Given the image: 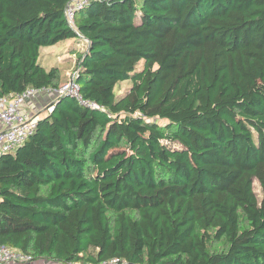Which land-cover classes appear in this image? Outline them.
<instances>
[{
  "label": "trees",
  "instance_id": "1",
  "mask_svg": "<svg viewBox=\"0 0 264 264\" xmlns=\"http://www.w3.org/2000/svg\"><path fill=\"white\" fill-rule=\"evenodd\" d=\"M71 1L0 0V97L66 84L41 48L87 42L78 94L55 95L0 155V245L52 262L264 264V0H87L74 26Z\"/></svg>",
  "mask_w": 264,
  "mask_h": 264
},
{
  "label": "built area",
  "instance_id": "2",
  "mask_svg": "<svg viewBox=\"0 0 264 264\" xmlns=\"http://www.w3.org/2000/svg\"><path fill=\"white\" fill-rule=\"evenodd\" d=\"M87 0H72L66 7L69 23L74 26L75 11ZM79 87L75 82H69L57 89V95L64 93L78 94ZM45 89L28 88L13 96L0 97V155L5 152L14 151L19 147L36 129L39 113L31 112L26 107L29 97L32 99L40 95ZM52 103V102H51ZM50 103L48 111L53 109ZM96 106V104H94ZM120 259L115 258L104 264H117ZM0 264H39V260L18 249L6 245H0ZM48 264H93L81 262H51Z\"/></svg>",
  "mask_w": 264,
  "mask_h": 264
},
{
  "label": "rangeland",
  "instance_id": "3",
  "mask_svg": "<svg viewBox=\"0 0 264 264\" xmlns=\"http://www.w3.org/2000/svg\"><path fill=\"white\" fill-rule=\"evenodd\" d=\"M86 47V40H81V38H79V40H61L55 44L46 45L41 48L40 62L47 68L53 65L60 66L65 72L63 82H74L72 73L75 68L76 57L82 53ZM127 86L128 82H122L117 89L119 91L125 90ZM55 95H57V92H54L53 88L45 89V91L41 92L40 95L35 96L33 99L29 97L26 101V107L31 112L34 110L36 113H42L48 109ZM254 186L259 199L262 198V190L257 181H255ZM210 246L213 250L221 249L224 246V241L212 240ZM51 262L50 260H39V264H48Z\"/></svg>",
  "mask_w": 264,
  "mask_h": 264
},
{
  "label": "crops",
  "instance_id": "4",
  "mask_svg": "<svg viewBox=\"0 0 264 264\" xmlns=\"http://www.w3.org/2000/svg\"><path fill=\"white\" fill-rule=\"evenodd\" d=\"M70 40H73V39H70Z\"/></svg>",
  "mask_w": 264,
  "mask_h": 264
},
{
  "label": "clouds",
  "instance_id": "5",
  "mask_svg": "<svg viewBox=\"0 0 264 264\" xmlns=\"http://www.w3.org/2000/svg\"><path fill=\"white\" fill-rule=\"evenodd\" d=\"M54 100V99H53ZM53 102V101H52Z\"/></svg>",
  "mask_w": 264,
  "mask_h": 264
}]
</instances>
